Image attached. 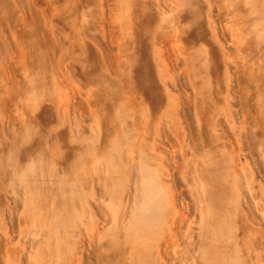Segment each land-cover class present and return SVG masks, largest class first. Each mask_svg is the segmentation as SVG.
<instances>
[{"label":"crops","instance_id":"1","mask_svg":"<svg viewBox=\"0 0 264 264\" xmlns=\"http://www.w3.org/2000/svg\"><path fill=\"white\" fill-rule=\"evenodd\" d=\"M21 1L11 0L13 6L9 10L11 17H8L12 19V28L8 33L1 23V14L5 11L0 12V35L3 37L0 38V67L1 64L6 65L9 78L18 83V93L26 94L27 101L24 103L38 95V92L52 97L54 103L58 101L54 119L50 113H46L51 111L50 105L40 110L35 118L30 119L31 122H22L17 117L18 125L10 122L0 124V131L5 132L8 138L0 141L6 154L0 157V187L10 179L11 189L15 195L19 194L21 203L26 205L24 211L27 210L31 220L33 218V232L30 231L33 236L28 234L25 264H170L167 256L170 259L177 256L179 260L176 264H264V213L259 220L258 215L247 208L249 197L254 201L257 194H261L260 200L264 201V178L257 171V176L261 178L260 184L254 186L253 182L248 183L247 173L239 157L240 151H243L245 161L255 162L258 159L264 163V28L261 29L258 24L264 19V0H212L215 4L210 8L204 4L206 0H201L195 5L197 14L180 8L179 0H175L171 9L166 11L162 4L160 7L157 5L162 0H132L134 5H141L135 12L137 19L130 24H123L126 32L129 29L132 32L126 33L123 44L120 46L121 42L118 49L113 51L101 50L97 44L106 40V29L100 27L95 19L102 15L105 0H48L49 4H56V7L62 5L64 11L71 13H65L64 16L62 13L51 14L52 10H48L50 14L46 13L47 1L43 0V3L37 0L40 10L47 15L44 19L48 20L49 27L39 26L40 19L36 23L37 27L34 24L33 28L26 27L27 23L24 22L25 18L29 19L28 10L32 9V1ZM6 2L1 1L5 5ZM227 3L232 4L231 12L227 11ZM143 5H146L145 11L142 10ZM157 6L160 9L153 13V8ZM135 8L131 9L130 6V10ZM217 8L218 11L222 9L221 13ZM202 11L207 15L204 16ZM195 16L201 21L196 29L191 30L188 23L186 26V21L195 20ZM228 18L232 21L244 19L245 28L236 29ZM223 30L230 34L223 38ZM215 33L219 36L218 40L213 38L211 41L214 44L212 46L218 49V56L211 55L206 46V42L212 44L207 37ZM88 34L92 36L88 38ZM157 34L168 37L166 49H156ZM94 35L96 38H93ZM195 36L205 39H197L193 43L185 39ZM1 43L11 47L10 53ZM76 43H82V49L77 47L74 52L71 46ZM198 48L204 50L196 51ZM168 51L173 61L167 59ZM116 52L118 57H111L114 59L112 62L110 56H115L111 54ZM158 52L160 55L155 56ZM180 57L187 61V66L180 65ZM209 60L213 66L203 65ZM56 62L59 69L71 71L69 79L85 84L84 91L76 89L78 96L65 94L63 100L69 82L66 71L59 74L60 80L56 77ZM83 73L88 78L82 77L84 81L80 76ZM33 78L41 84L49 81L53 85L43 86L36 91ZM126 81L132 88L128 91L132 98L127 105L131 120L104 116L96 111L98 106L102 111L112 105L117 106L112 102H96L95 98L105 99L108 88L111 93H117ZM180 85L185 91L186 85H193L192 90L197 91V96L191 97L186 91L187 95L181 97L180 92L175 90ZM191 98L197 101L199 111H183L188 108L187 102ZM110 99L116 100V97ZM181 100H184L183 104H179ZM144 101L148 103L151 114L145 115L144 111L136 114L134 111L143 110ZM19 102L22 109L19 107L16 111L23 110L22 99ZM241 103H248L247 108ZM6 105L7 101L3 100L0 107ZM77 108L85 121L94 119V124H84L80 118L77 120L74 115ZM63 110L67 111L68 117L63 116ZM51 123H54L52 128L57 123L68 125L58 134L64 147L60 153L62 164L59 171L54 165L43 162L42 158L43 147L47 148L50 143L52 128L47 125ZM43 127L49 130L46 129L44 133ZM254 140H257L256 144ZM23 145H26L25 152L20 151ZM158 148L164 151L157 153ZM166 149L169 153H165ZM172 152L181 153L183 158L175 162ZM13 155L27 161L24 169L18 168L13 162ZM132 155L140 156L141 164L149 169V174L145 172V178L151 186L149 190L154 191L159 199L152 209L155 213L152 223L140 219L139 223L131 224L126 218ZM168 161L171 163L168 164ZM183 162L194 165L195 171H199L205 181L202 189L204 193L198 192L203 203L197 208H194L190 199L192 196L185 197L182 192L185 189L184 193L188 191L186 186L180 184L183 177L179 180L180 177H175L169 171L175 165L182 166ZM3 163H10V166ZM115 164L119 170L115 169ZM77 165L80 166L78 171L75 170ZM99 171L106 175L104 180H117L122 187L114 193L107 189V196L99 198L96 185L101 174ZM139 177L141 181L142 176ZM242 179L247 192L243 198L240 187ZM177 196L180 200H177ZM124 199L125 205L122 206ZM14 200L18 202L16 198ZM107 206L112 207L113 212ZM99 209L107 212L105 219H102ZM193 210L197 219L199 217L198 223L187 221V214ZM70 214L72 217L68 221L67 216ZM213 217L219 221L213 222L215 229L210 233L206 221ZM228 217L231 223L226 222ZM180 218V231L174 233L173 225ZM110 220L115 222L117 231L113 236H117L116 239H112L109 233L104 238L106 234H100ZM190 224L194 232L190 231ZM18 248L21 249L20 246ZM135 250L139 254L134 253ZM19 257L12 255L11 259L19 261Z\"/></svg>","mask_w":264,"mask_h":264},{"label":"rangeland","instance_id":"2","mask_svg":"<svg viewBox=\"0 0 264 264\" xmlns=\"http://www.w3.org/2000/svg\"><path fill=\"white\" fill-rule=\"evenodd\" d=\"M0 0V9L2 11H5V13L1 14V23L4 24V31L5 32H9L11 31L12 28V19H9V10H11L12 8V3L10 0H7V4H3L1 3ZM48 1V0H46ZM190 1V4H189ZM192 1V3H191ZM201 0H179V7L181 8H185L187 11H189L191 14L198 13V9L197 7H195V5H198V2ZM183 2V3H182ZM49 4V2H47ZM46 4V8L47 11H51L54 7H56V4ZM71 7H74L73 3H70ZM204 4L206 6H208V8H210L211 6H213L212 0H206V2H204ZM227 11L231 12V10L233 8H231L232 4L227 3ZM57 9V10H56ZM55 10V11H54ZM46 11V10H45ZM54 14L58 11V8L56 7L55 9H53ZM202 13L204 14V16H206V12L202 11ZM209 22L211 23L210 19H208ZM201 18L199 19L198 16H195V20L190 19V21H186V26L187 23L188 25L191 27V30H194L198 27V23H200ZM197 22V23H196ZM196 23V24H195ZM202 23V22H201ZM195 24V25H194ZM1 28V27H0ZM10 28V30H9ZM3 31V32H4ZM218 35L215 33L214 35L207 37V39L209 38V40H213V38L217 41L218 40ZM0 38L1 37L0 35ZM6 50L10 53L11 51V47L10 46H5L3 43H1ZM201 44V43H199ZM212 45H214L213 43L210 44L208 42H206V46L207 49L209 48V52L214 55L218 56V49L214 48ZM217 45V44H216ZM197 46V44H196ZM195 49H193L194 51ZM197 50H204L201 48L196 49ZM9 62V61H7ZM203 63V62H202ZM212 63L209 60L208 62L204 63L203 65L206 66H210ZM213 66V64H212ZM55 68L57 69L56 71V77L60 80V76L59 74L61 72L67 73V78L69 79L70 77V72L68 69L66 70H61L58 67V62H56L55 64ZM127 70V69H126ZM4 73V74H3ZM9 70L6 68V65H2L0 67V105L1 102L3 100L7 101V105L6 107L3 106L2 108L0 107V124L3 123H9V121H12L11 124H17V117L20 121L22 122H31L30 119L35 118L37 116V113L40 112V110L42 111V109L44 107H50L51 105V111H46V113H50V115L53 117V119L55 118V114L57 113V110L55 108L58 109V101H55V103L53 101H51L53 98L49 97L47 95H40V93L38 92V95H36L35 97H31L30 101L27 103H24L26 99V94L23 92L21 94L18 93V83H14V81H12L9 76H8ZM62 75V73H61ZM3 78V79H2ZM67 79V82H69V84H67V90L66 93L64 92V96L63 100L66 98V95H71V94H75V97L78 96V93H76V89L77 90H81L84 91L85 89L83 88V84H81L80 82H74L75 80H71ZM41 80V78H40ZM129 81H126L125 83H122V87H119L118 92L111 93V89L108 88L107 89V93H105V99L104 97H98L95 98L96 102H112L117 104V106L115 105L113 107H109V109H106L105 111L100 108V106H98L97 110L98 112H100V114L106 116V115H111L112 117L117 116L119 117V119H129V111L127 110V105L129 103V99L132 98L131 94L128 93V91H130L131 88V84L128 83ZM33 86L36 89V91L39 90V88L45 86V87H52L53 83L49 82L48 83H44L41 84L39 81H37L35 78H33ZM16 84V85H15ZM75 92V93H74ZM66 94V95H65ZM112 96L116 97V100H111L110 98ZM136 97V96H135ZM23 102V110L22 111H16V108H21L22 106L20 105L21 99ZM139 100V99H138ZM137 100V101H138ZM57 102V103H56ZM14 104V105H13ZM119 105V106H118ZM211 106H213L211 104ZM120 107V109H119ZM143 110L138 109L139 111H134L136 114H141V111H144V114L146 115L147 113L151 114V111L149 110V105L148 103H146V101H144V105L142 106ZM22 109V108H21ZM118 110V111H115ZM7 111V112H6ZM64 117H68L67 116V111L63 110L61 111ZM71 112V111H69ZM79 110L78 108L74 111V115L76 117V119L78 120L79 118L82 119L84 124H94V119L91 121H85L84 117L82 114H78ZM96 113V112H95ZM99 115V114H98ZM260 116V115H259ZM21 122V123H22ZM141 125H144L143 121H140ZM97 124V123H96ZM18 125V124H17ZM52 125H54V123H51L47 126H50V128H52ZM64 127H68L67 123L63 126H61L59 123H57L53 128L52 131L49 133V140L50 143H48L47 148L46 146L43 147V154H42V158H43V162L45 161L46 164L48 165H54L55 168L59 171L61 164H62V159L60 158V153L63 152L64 147L62 144V141L58 138V134L60 131L63 130ZM44 128V133L46 131V129L49 130L48 127H43ZM42 131V130H41ZM40 131V133H41ZM0 141L3 140H8L7 136L5 135V132H1L0 131ZM33 141V140H32ZM4 143V142H3ZM1 145V142H0ZM4 146L7 144L4 143ZM26 147V145H23L20 147V151L24 150ZM25 152V150H24ZM25 154V153H24ZM239 157H240V163L241 165L244 167L247 176H246V180L248 181V183H252L254 186H257L258 184H260V180L261 178H264V163L262 160H258L256 159L255 162H251L249 160L245 161L244 157H243V151H240L239 153ZM2 155H6L5 154V147H1L0 146V157ZM13 162L18 166V168H22L24 169L25 166L24 164H26V160H21L19 157H17L16 155H13ZM227 157V156H226ZM0 164H1V158H0ZM6 164L8 167L10 166V163H3ZM21 169V170H22ZM80 169V166H76L75 170L78 171ZM23 171V170H22ZM257 171L261 172V178L257 176ZM11 181L10 179L6 180L3 182V184L0 187V200L2 199V204H0V264H25V257H26V246H27V241L29 239L30 235V231L33 232V218L32 220L29 218V215H27V210H25L26 205L22 202L21 203V197L18 195H15L14 191L11 189L10 187ZM264 184V183H263ZM240 187L242 188V195L241 197L243 198V196L247 195V192L245 191L246 188L244 186V181L243 179L241 180V184ZM246 193V194H244ZM264 195V191L262 193ZM258 197L256 200L252 201L250 200L248 197L247 200V207L251 208L253 211L254 215H258L259 220L262 218L263 213H264V201L260 200V195L261 194H257ZM18 200V202H15V199ZM251 201V202H250ZM125 205V199H124V203L122 204V206ZM108 208H110V206H107ZM111 209V210H110ZM109 209V211H112V207ZM31 215V213H29ZM264 217V216H263ZM217 217H213V218H209L206 223H208V225L210 226V233L211 231H213L215 229V225L213 224V222L216 223V221H219V219H217ZM197 214L196 212L193 211H189V213L187 214V221H190L191 223L197 222ZM231 220V218H226V222L229 223V221ZM231 223V221H230ZM12 226V227H11ZM190 231L194 232V228L193 225L190 224ZM29 234V236H28ZM33 236V235H32ZM32 238V237H31ZM21 247V249L19 250L18 247ZM14 247V248H13ZM16 247V249H15ZM19 250V251H18ZM25 254V255H24ZM15 255V257H19V261L18 259H16V261H13V259H11V256ZM24 258V259H22ZM20 259H22L23 261L21 262Z\"/></svg>","mask_w":264,"mask_h":264},{"label":"bare ground","instance_id":"3","mask_svg":"<svg viewBox=\"0 0 264 264\" xmlns=\"http://www.w3.org/2000/svg\"><path fill=\"white\" fill-rule=\"evenodd\" d=\"M6 1V0H5ZM11 1V0H10ZM21 1V0H20ZM24 1V0H23ZM32 1V9H30L29 7V14H30V16L28 15V17L27 18H29V19H26L25 18V20H24V22H25V24L27 23V25H26V27L27 26H29V27H31V28H33V25L35 24V27H37L36 26V23L38 22V20H42V21H40V25L39 26H42V27H44V26H46V27H49V24H48V20H45L44 19V16L46 15V14H44L41 10H40V4H39V1H37V0H30V2ZM40 1H42L43 3L45 2V1H43V0H40ZM51 1V0H50ZM60 1V0H59ZM63 1V0H62ZM128 1H129V3H128ZM158 1H160V0H158ZM174 1L175 0H162V3H158L157 2V5L160 7V5L162 4V6H163V8H165V9H163L164 11H166V10H170L171 9V7H172V5H173V3H174ZM22 2V1H21ZM27 2H29V1H27ZM34 2V3H33ZM42 2H41V5L43 6V4H42ZM48 2V1H47ZM46 2V3H47ZM64 2H65V0H64ZM137 2V1H136ZM206 2V1H205ZM7 3V2H6ZM26 3V2H25ZM45 3V4H46ZM63 3V2H62ZM139 3H140V1H139ZM48 4V3H47ZM103 4V2H101V5ZM216 4H219V3H216ZM49 5V4H48ZM138 5L139 4H137V5H134V3L132 2V0L130 1V0H105L104 1V4H103V8H102V15H98V17L96 16V14H94L96 17H95V19H96V21H97V23L99 24V26L100 27H102V28H104V29H106L105 30V33H106V37H105V41L104 42H99V43H97V41H96V43L98 44V46H100L101 48V50H106V49H109V50H111V51H113L114 49H118V46H119V44H120V46L123 44V39H125V35H126V33H131L132 31H130V29H129V31L128 32H126V30H124V28H123V24H130V23H132L133 22V20L136 18V15H137V13H135V12H137L138 10H137V8H139L138 7ZM23 6V5H22ZM46 6V5H45ZM62 5H60V7H57L58 8V11L55 13V15H57V14H60V13H62V16H64L65 15V13H67V15H69V14H71L70 12H66V11H64V8L62 9V7H61ZM130 6H131V9L135 6L136 8L135 9H133V10H130ZM139 6H141V5H139ZM157 6V8H153V10H152V12L154 13L155 12V10L156 11H158V9H160L159 7ZM223 7V6H222ZM221 7V8H222ZM46 8V7H45ZM44 8V9H45ZM143 9V11H145L146 10V5H143V7H142ZM219 8H220V6H219ZM26 9H27V7H26ZM25 9V10H26ZM216 9V8H215ZM225 9V8H224ZM46 11H47V8L45 9ZM57 10V9H56ZM129 10H130V12H129ZM184 10V9H183ZM219 9L217 8V11H218ZM45 11V12H46ZM55 11V10H54ZM53 11V9H52V11H51V14H52V12H54ZM131 11H132V13H131ZM217 11H215V12H217ZM221 11H222V9H221ZM221 11H218V12H220L221 13ZM0 12H1V9H0ZM186 12H189L190 13V9H189V11H187L186 10ZM46 13H49L50 14V12L49 11H47ZM133 13H135V15H133ZM12 14V13H11ZM49 14H48V16H49ZM185 14H188V13H185ZM9 16H10V14H9ZM47 16V15H46ZM76 16V15H75ZM75 16H72V18L73 17H75ZM146 16H148V15H146ZM150 16V15H149ZM11 17V16H10ZM42 17V18H41ZM219 17H221V16H219ZM71 17L69 18V20H71L72 19ZM218 18V17H217ZM137 19V18H136ZM229 19V18H228ZM207 20V19H206ZM230 20V19H229ZM228 20V21H229ZM249 21H250V19H248ZM47 21V22H46ZM59 21V20H58ZM64 21V20H63ZM230 21H232V20H230ZM229 21V22H230ZM56 22H57V20H56ZM72 22V21H71ZM206 22H208V21H206ZM232 23H234V26L233 27H235L236 29H243V27L245 28V26H244V19H239L238 21L237 20H235V21H232ZM258 24H259V27L262 29V28H264V19H261L260 21H258ZM65 25H67L66 23H65ZM64 25V26H65ZM59 26V25H58ZM126 26V25H125ZM229 25H227V27H228ZM66 27V26H65ZM69 27V26H68ZM61 28V27H60ZM75 28V27H74ZM224 28V27H223ZM62 29V28H61ZM86 29V28H85ZM103 29V30H104ZM65 30V29H64ZM220 31H221V28H220ZM85 32V31H84ZM57 34V33H56ZM230 33H229V31H227L226 33H225V31L223 30L222 31V36H223V38H224V36L226 37V35H229ZM59 35V34H58ZM88 36V38L89 37H91V36H89V34L87 35ZM99 36V35H98ZM98 36H97V38H98ZM207 36V35H206ZM59 37H61V35L59 36ZM156 38H155V46H156V49H158L159 51H160V48L162 47L163 49H166V44H167V39L166 38H168V37H166V36H164L163 34H157L156 36H155ZM62 38H63V36H62ZM93 38H96L95 37V35L93 36ZM101 39V38H100ZM108 39V40H107ZM186 40H187V42H189V43H193L195 40H197V39H201V40H204L205 39V37H198V36H195V37H188V38H185ZM229 39V38H228ZM231 39H232V37H231ZM61 40V39H60ZM79 40V39H78ZM77 40V41H78ZM91 40H92V38H91ZM65 41V40H64ZM80 41V40H79ZM101 41V40H100ZM61 42H63V41H61ZM212 42V41H211ZM67 43V42H66ZM213 43V42H212ZM12 44V43H11ZM62 44V43H61ZM77 44V45H76ZM76 44H74V45H72L71 47V49L72 50H74V52H75V49L77 48V47H82V43L80 44L79 43V45H78V43H76ZM229 44V43H228ZM169 45V44H168ZM171 46V45H170ZM69 48V47H68ZM78 49V48H77ZM82 49V48H81ZM69 50V49H68ZM80 50V49H79ZM167 50H169V49H167ZM77 51V50H76ZM108 51V50H107ZM171 51V50H170ZM170 51H168V56H167V59L169 58V60L171 61H173V57L172 56H169V53H170ZM81 52V51H80ZM79 52V53H80ZM106 52V51H105ZM73 53V52H72ZM75 54V53H74ZM107 55V54H106ZM111 55H115V56H110V58L111 57H116V55H117V52L115 53V54H111ZM159 56L160 55V53L158 52V54H155V56ZM80 56V55H79ZM154 56V55H153ZM108 57V56H107ZM117 57H118V55H117ZM67 59V58H66ZM65 59V60H66ZM112 59V58H111ZM113 60L114 59H112V62H113ZM117 60V59H116ZM115 60V61H116ZM176 60V59H175ZM11 61V60H10ZM20 61V60H19ZM111 61V60H110ZM109 61V62H110ZM258 62V61H257ZM116 63V62H115ZM114 63V64H115ZM179 63H180V65H182V66H187V61L185 60V59H182L181 57H180V59H179ZM9 64V63H8ZM13 64V63H12ZM12 64H10V65H12ZM21 65V64H20ZM116 65H117V63H116ZM233 65V64H232ZM17 66V65H16ZM30 66V65H29ZM78 67V66H77ZM83 67V66H82ZM21 68V67H20ZM73 68H75V67H73ZM79 68V67H78ZM181 68V67H180ZM81 70L83 69V68H80ZM79 69V70H80ZM184 69V68H183ZM12 70V69H11ZM76 70V69H75ZM80 70V71H81ZM185 70V69H184ZM187 70V69H186ZM78 71V70H77ZM115 71V70H114ZM183 71V70H182ZM13 72V71H12ZM83 72H84V70H83ZM175 72V71H174ZM73 73L75 74V72L73 71ZM79 73V72H78ZM116 73V72H115ZM184 73V72H183ZM186 74V73H185ZM184 74V75H185ZM78 75V74H77ZM117 75V74H116ZM183 75V74H182ZM239 75V74H238ZM15 76V75H14ZM14 76H12V77H14ZM19 76V75H18ZM80 76H81V79H83L82 77H86L85 75H84V73H83V75H81L80 74ZM187 76V75H186ZM78 77H79V75H78ZM15 78V77H14ZM87 78V77H86ZM85 78V79H86ZM183 78H184V76H183ZM20 79V78H19ZM21 79H23V78H21ZM20 79V80H21ZM88 79V78H87ZM181 79H182V77H181ZM19 80V81H20ZM58 80V79H57ZM83 81H84V79H83ZM88 81V80H87ZM89 82V81H88ZM184 82V81H183ZM185 82H187V81H185ZM188 83V82H187ZM87 84H89V83H87ZM83 86H85V84L83 85ZM186 91H188V93H189V96H191V97H194L196 94H197V91H195V90H192L193 88V85H186ZM191 87V88H190ZM236 87V86H235ZM240 88V87H239ZM241 88H242V86H241ZM175 90H176V92H180V96L181 97H183L182 95H187V93H186V91H185V89H183V87L180 85L178 88H175ZM238 90V89H237ZM240 90V89H239ZM75 93V92H74ZM77 93V92H76ZM74 95V94H73ZM241 95V94H240ZM197 96V95H196ZM245 97V96H244ZM242 98V97H241ZM75 99V98H74ZM78 99V98H77ZM243 99V98H242ZM247 98L245 97V100H246ZM189 100V99H188ZM66 101V100H65ZM187 102V101H186ZM244 102V101H243ZM245 102H247V101H245ZM73 103V102H72ZM183 104L184 103V100H181L180 102H179V104ZM188 104H187V107L188 108H186V109H184L183 111H187V110H194V111H199L198 110V105H197V101H195L194 99H192L191 98V100H189L188 102H187ZM241 104H245V106H246V104L248 105V103H241ZM73 107V106H72ZM183 108H185L184 106H182ZM179 108H181V106L179 107ZM244 108V107H243ZM246 108H247V106H246ZM245 109V108H244ZM249 109V108H248ZM61 110V109H60ZM246 110V109H245ZM244 110V111H245ZM240 111V110H239ZM7 112V111H6ZM246 113H247V111H245ZM245 113V114H246ZM250 113V112H249ZM248 113V114H249ZM244 114V115H245ZM73 115V114H72ZM243 116V115H242ZM244 117V116H243ZM252 118V117H251ZM254 118V117H253ZM187 119V118H186ZM245 119H247V118H245ZM224 120V119H223ZM240 120H242V119H240ZM244 120V119H243ZM185 121V120H184ZM191 121V120H190ZM10 122V124H11V122L12 121H9ZM186 123V122H185ZM196 124V123H195ZM253 124H258L259 125V123H253ZM20 125V124H19ZM192 125V124H191ZM198 125V124H197ZM197 125H196V127H197ZM254 125V126H255ZM224 126H226V125H224ZM191 127V126H190ZM195 127V126H194ZM224 128V127H223ZM228 128V127H227ZM127 129V128H126ZM194 129V128H193ZM196 129V128H195ZM197 130H199V129H197ZM196 130V131H197ZM10 131V130H9ZM250 131V130H249ZM196 134H197V132H195ZM249 133V132H248ZM22 134V132L20 133V135ZM196 134H194V135H196ZM190 135H193L192 133L190 134ZM230 135V134H229ZM22 136V135H21ZM197 136V135H196ZM199 136V135H198ZM201 136V135H200ZM232 137V136H231ZM251 137H252V135H251ZM250 137V138H251ZM192 138V137H191ZM247 138H249V137H247ZM255 138V137H254ZM256 139V138H255ZM160 140H161V138H160ZM171 140H173V138L171 139ZM200 140H201V138H200ZM251 141H252V139H250ZM257 140H259V139H257ZM257 140L255 141L254 140V144H256V142H257ZM166 141V140H165ZM169 141V140H168ZM231 141H233V140H231ZM202 142V141H201ZM167 143V142H166ZM249 143V142H248ZM253 143V142H252ZM171 144V143H170ZM174 145V144H173ZM196 145V144H195ZM200 145V144H199ZM233 145V144H232ZM236 145V144H235ZM258 145V144H257ZM169 146V145H168ZM263 146V145H262ZM161 148H163L164 149V147H161ZM161 148H158V152L157 153H162L164 150L163 149H161ZM201 148V147H200ZM203 148V147H202ZM255 148V147H254ZM167 150V149H166ZM254 150V149H253ZM168 151V150H167ZM167 151H165V153H169V151L167 152ZM201 151V150H200ZM257 152V151H256ZM175 153V152H174ZM173 152H172V154H173V159L172 160H175V162L176 161H180V158H183V156H182V154L181 153H175L174 154ZM254 154V153H253ZM250 155V154H249ZM255 155V154H254ZM257 155V154H256ZM117 156H119V155H117ZM169 156H171V151H170V155ZM261 156V155H260ZM167 158V157H166ZM117 159V158H116ZM132 165L130 166V169L132 170V175H131V180L129 181V185H128V187H129V193H130V197H129V203H128V209H127V212H126V218H127V221L129 222V223H133V222H135V223H139L140 221H138V220H140L141 219V221H143V222H147V223H152V221H153V217H154V215H155V213L152 211V209H154V206L156 205V203L158 204V202H159V199H158V197H156V194H155V192L154 191H150L149 189H150V185L148 184L149 182H148V180L145 178V172H147L148 173V170H147V168H144V165H142L141 164V162H140V156L138 157L137 155H132ZM177 159V160H176ZM261 159V158H260ZM166 160V159H165ZM184 160V159H183ZM131 161V160H130ZM167 162V161H166ZM169 162L170 161H168V164H169ZM171 163V162H170ZM180 163V162H179ZM167 164V165H168ZM185 164V165H184ZM115 165H116V167H115ZM114 165V167H115V169L117 170V168H118V170L120 169L119 168V166L117 165V164H115ZM140 165H141V167H140ZM174 165H175V163H174ZM169 166V165H168ZM176 167H174V168H169V171H170V173H172V174H174L175 175V177H180V179L179 180H181L182 179V177H183V180L181 181V183L180 184H182V187H187L188 188V191H187V193L185 192L184 193V191H186L187 189H182V187H179V189L181 188L182 190H184V191H182L183 192V194L185 195V197H188V195H190V196H192V197H190V199H191V201H192V203H193V205H194V208H197V207H199L202 203H203V200H202V196H199V193L198 192H201L202 194L204 193L203 191H202V189H203V186H205V181L202 179V177H200V173H199V171H195L196 169L194 168V165L192 166V165H190V164H187V163H182V166H177V165H175ZM138 167L140 168V171L138 170ZM172 167V166H171ZM122 169V168H121ZM100 170H101V168H100ZM136 170H138L139 172L137 173V171ZM168 171V172H169ZM99 172H101V171H99ZM118 173V172H117ZM99 174V173H98ZM149 174V173H148ZM114 175H117V174H115L114 173ZM121 175H122V173H121ZM142 176V179H141V181H140V177L139 176ZM118 177H120L119 175H118ZM106 178V175L105 174H103L102 172H101V174H99V177H98V179H97V181H96V185H97V187H98V196H100L99 198H103V197H106L107 195H106V192H107V189H110L111 190V192L112 193H114L117 189L119 190V188H121L122 187V184L119 182V181H115V182H109V181H107V180H104ZM121 180V179H120ZM177 181V183L178 182H180V181ZM174 182H176V180L174 181ZM183 182V183H182ZM151 183V182H150ZM178 185H179V183H178ZM184 185V186H183ZM190 188H191V190H190ZM181 192V193H182ZM184 195H181V196H184ZM112 197H113V195H112ZM112 197H110V198H112ZM179 196H177V200L179 199L180 200V197L178 198ZM244 197V196H243ZM113 199H114V197H113ZM184 199V198H183ZM188 199V198H187ZM176 200V201H177ZM182 200V199H181ZM96 201V200H95ZM172 201V200H171ZM190 201V200H189ZM189 201H188V204H189ZM205 201V200H204ZM179 202H181V201H179ZM183 203V202H182ZM181 203V204H182ZM94 204V203H93ZM187 204V206H189ZM191 204V203H190ZM65 205H67L66 203H65ZM174 206H175V204H173ZM191 206V205H190ZM193 208V207H192ZM248 208V207H247ZM186 210V209H185ZM188 210V209H187ZM104 211V209H99V213L100 214H102L101 216H102V219H103V217H104V219H105V213H107V212H103ZM195 211V210H194ZM201 213V212H200ZM203 213V212H202ZM199 214V213H198ZM185 215V214H184ZM186 216V215H185ZM71 217H72V214H70V215H68L67 216V219H68V221H70V219H71ZM187 217V216H186ZM49 218V217H48ZM158 218V213H157V216H156V219ZM171 218V217H170ZM181 219V218H180ZM180 219H178V220H176V222H175V224L173 225V228H172V231L175 233V231H180V228L178 227V223H180L181 221H182V219L180 220ZM198 219H199V217H198ZM172 221V220H171ZM254 221V220H253ZM107 222V221H106ZM257 222V221H256ZM261 222H262V220H261ZM114 223L115 222H113V220H110L109 222H108V226H104V230L102 231V233H100L101 235H103V234H106L105 236H103V238L104 237H106L107 236V234L109 233V235H111V237H112V239H116V237L117 236H113L114 234H115V231H117V229L115 228V226H114ZM198 223V222H197ZM12 227V226H11ZM42 227V226H41ZM184 228V227H183ZM39 229H40V227H39ZM47 229V228H46ZM48 230H49V227H48ZM183 232H185V231H183ZM185 234V233H184ZM87 238V237H86ZM86 241V240H85ZM32 242V241H31ZM36 242V244L38 243L37 241H35ZM89 242V241H88ZM86 244H87V242H85ZM33 243H31V245H32ZM89 245V247H90V242L88 243ZM145 245V244H144ZM167 245V244H166ZM87 246V247H88ZM121 247V246H120ZM88 249V248H87ZM92 250H93V248H92ZM91 251V250H90ZM88 252V251H87ZM134 253H138L139 254V252H138V250H135V252ZM86 255L88 254V253H85ZM84 254V255H85ZM95 254H97V253H95ZM88 256V255H87ZM91 256V255H90ZM133 256H135L136 258H141V256H139V255H133ZM94 256H92V258H93ZM98 258V257H97ZM166 258H168V260H170V264H171V262H173V264H176L177 263V261L179 260V258L177 257V256H174L173 258L174 259H170V257L169 256H167ZM84 259H86L87 261H88V259H87V257L85 258L84 257ZM124 259V258H123ZM89 260H90V258H89ZM95 260V259H94ZM97 260V259H96ZM121 260V259H120ZM87 264V263H86ZM90 264V263H89Z\"/></svg>","mask_w":264,"mask_h":264}]
</instances>
